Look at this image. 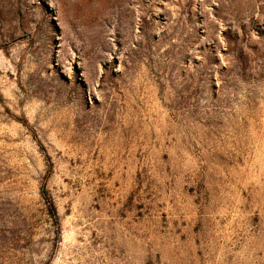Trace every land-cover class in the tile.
<instances>
[{
  "label": "rangeland",
  "instance_id": "rangeland-1",
  "mask_svg": "<svg viewBox=\"0 0 264 264\" xmlns=\"http://www.w3.org/2000/svg\"><path fill=\"white\" fill-rule=\"evenodd\" d=\"M0 264H264V0H0Z\"/></svg>",
  "mask_w": 264,
  "mask_h": 264
},
{
  "label": "trees",
  "instance_id": "trees-1",
  "mask_svg": "<svg viewBox=\"0 0 264 264\" xmlns=\"http://www.w3.org/2000/svg\"><path fill=\"white\" fill-rule=\"evenodd\" d=\"M43 199L47 207L48 213L50 214V216L56 219L57 213H56V209L53 203V199L51 198V196L48 194L46 190H43Z\"/></svg>",
  "mask_w": 264,
  "mask_h": 264
}]
</instances>
